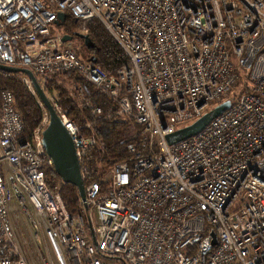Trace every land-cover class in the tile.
<instances>
[{"label": "built area", "instance_id": "2783aa9c", "mask_svg": "<svg viewBox=\"0 0 264 264\" xmlns=\"http://www.w3.org/2000/svg\"><path fill=\"white\" fill-rule=\"evenodd\" d=\"M59 12L99 21L125 62L110 73L81 58ZM0 63L39 79L75 70L145 134L71 212L44 172L48 118L25 138L14 92L0 88V264H264V0H0ZM227 98L200 132L167 143ZM55 108L85 179L91 121Z\"/></svg>", "mask_w": 264, "mask_h": 264}, {"label": "trees", "instance_id": "16d2710c", "mask_svg": "<svg viewBox=\"0 0 264 264\" xmlns=\"http://www.w3.org/2000/svg\"><path fill=\"white\" fill-rule=\"evenodd\" d=\"M77 18L73 15H67L61 25L68 26L69 31H73ZM86 31L89 37L92 38L94 44L92 47H86L92 55H95L96 63L104 67L110 73L116 71L123 62H125L122 55V49L117 44V41L108 35L105 27L95 19H90L84 22ZM58 26V27H59ZM79 50V49H78ZM78 53H81L78 51ZM91 56V55H90ZM88 58V57H87ZM66 79L73 84V90L64 85L61 80L54 74L51 77L40 78L42 87L52 95L51 98L55 104L67 112V114L74 118L78 123H83L85 120H90L92 129L97 136V142L91 146L89 155L85 157L88 164L89 174L85 177L84 183L93 179L99 180L101 186H104V177L108 168L112 166L117 160L126 159L128 154L127 144L133 142L138 149H143L141 141L145 134L142 132L143 125L137 124L138 134L130 136L126 131L128 126L132 123L131 119L124 118L119 113L118 102L114 98L102 93L96 86H94L87 78L76 72L75 70H68L63 73ZM21 72H10L6 69L0 68V88L8 87L14 92V100L18 107V111L23 118L24 137H30L34 130L42 124L45 118L49 117L46 106L41 101L36 93L29 88L24 80ZM243 80H239L238 85ZM80 89L82 94L80 95ZM240 89L237 93L234 89L229 93L228 97L236 98L239 96ZM80 95V96H79ZM90 103L93 107H101L102 114H94ZM54 166L45 167V176L47 183L52 189L59 190L61 196L65 201L66 208L71 212L78 214L83 212V205L79 197L77 187L70 183H64V180L58 175Z\"/></svg>", "mask_w": 264, "mask_h": 264}, {"label": "water", "instance_id": "95a60500", "mask_svg": "<svg viewBox=\"0 0 264 264\" xmlns=\"http://www.w3.org/2000/svg\"><path fill=\"white\" fill-rule=\"evenodd\" d=\"M65 20H67V14L64 12H59V20H55L57 25H61ZM77 35L84 39V42L87 47H92L94 42L87 33L80 31H73L72 35L69 33H62L61 38L63 42H67L69 39L73 38L72 36ZM90 61L97 62L95 55L89 56ZM1 69L9 70L10 72H21L23 75H26L31 80V86L33 91L36 93L38 98L43 101L47 107V113H49L48 120L44 124L43 131L41 133V138L43 139V146L45 151L51 156L52 163L54 164L55 172L61 176L64 180V183L70 182L74 184L78 191L79 197L84 201V207L86 208L87 204L85 202V186L84 178L80 172L81 164L77 158V152L74 147L73 139L70 135V131L62 123V118L56 110V104L54 101L49 98L48 92L42 87L41 81L38 76H35L33 70L28 67L16 66V65H7L0 63ZM232 98H227L224 101L219 102L215 107L202 114L194 122L188 124V126H183L177 128L175 131H171L166 134V141L168 144H172L189 139V137L200 132L202 128L206 127L211 120L218 114H221L223 111L231 106ZM215 242L216 234L213 232Z\"/></svg>", "mask_w": 264, "mask_h": 264}, {"label": "rangeland", "instance_id": "374dc122", "mask_svg": "<svg viewBox=\"0 0 264 264\" xmlns=\"http://www.w3.org/2000/svg\"><path fill=\"white\" fill-rule=\"evenodd\" d=\"M58 28H59L58 29L59 34L60 33H64V27L63 26H59ZM74 30L75 31H80V32H83L84 33L86 31L85 24H83V22L78 21L76 23V26H75ZM84 44H85L84 43V40L82 38H80V40L78 41L77 44L76 43L68 42L67 43V46L71 47L72 49L74 48L77 52L78 51L81 52V53H78V54L81 56V58H83L84 60H86V59H88L87 57L90 56V55L92 56V54L86 48V46ZM57 77L59 78V80H61V82L64 85H66L71 90H73V88H74L73 87V84H71L70 81L64 77V75H62V74L59 73V74H57ZM239 88H241V84L236 86V88L234 89V92L237 93L239 91ZM81 94L82 93L80 91V95ZM49 97H51L53 99V96L52 95H50ZM87 104L89 105L90 103H87ZM126 117L129 118V119H131L129 116H126L125 115L124 118H126ZM131 121H132V123L128 126V129H127L126 133H127V135L133 136V135L138 134V130H137V127L135 126V122H133L132 119H131ZM24 221H26L25 215L24 214H21V213H18L17 219H15V221H14V227H16V230H17L18 233L19 232L20 233H23L25 230H29V226H27V224H25Z\"/></svg>", "mask_w": 264, "mask_h": 264}, {"label": "flooded vegetation", "instance_id": "af4514ba", "mask_svg": "<svg viewBox=\"0 0 264 264\" xmlns=\"http://www.w3.org/2000/svg\"><path fill=\"white\" fill-rule=\"evenodd\" d=\"M63 27H64V33H69V34H71L72 35V32L73 31H75V30H73L72 32L71 31H69L67 28H68V26H66V25H63ZM73 38H71V39H69L67 42H71V43H78V41L80 40V38H82V37H79V36H77V35H74L73 34V36H72ZM83 39V38H82ZM84 40V39H83Z\"/></svg>", "mask_w": 264, "mask_h": 264}, {"label": "crops", "instance_id": "0c3cea01", "mask_svg": "<svg viewBox=\"0 0 264 264\" xmlns=\"http://www.w3.org/2000/svg\"><path fill=\"white\" fill-rule=\"evenodd\" d=\"M68 43V42H67ZM67 43H66V45H67ZM85 43V42H84ZM86 46V45H85ZM87 47V46H86ZM88 58H89V56H88ZM89 60V59H88Z\"/></svg>", "mask_w": 264, "mask_h": 264}]
</instances>
